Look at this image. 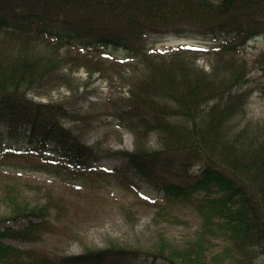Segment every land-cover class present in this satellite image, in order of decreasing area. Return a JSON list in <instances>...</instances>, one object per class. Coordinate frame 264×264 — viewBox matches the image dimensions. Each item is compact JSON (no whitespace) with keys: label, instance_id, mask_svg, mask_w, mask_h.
<instances>
[{"label":"trees","instance_id":"1","mask_svg":"<svg viewBox=\"0 0 264 264\" xmlns=\"http://www.w3.org/2000/svg\"><path fill=\"white\" fill-rule=\"evenodd\" d=\"M0 9V152L41 153L46 172L62 177L64 171V180L79 181L97 173L102 158L83 133L113 122L134 133L137 147L112 152L121 164L104 173L125 188L135 186L127 174L144 179L164 194V203L154 202L159 213L184 204L201 220L195 239L181 248L111 247L59 259L47 246L56 223L37 204L15 212L22 222L0 228V264H205L217 239L223 246L212 262L258 264L264 122L249 117L245 92L232 88L244 63L224 56L239 55L264 36V0H0ZM107 18L114 23H96ZM169 33L212 41L216 63L226 69L221 74L234 77L190 60V52L201 50H156V38ZM71 50L70 72L84 65L104 75L111 63L135 64L142 74L129 96H109L103 104L35 101L29 92L65 81ZM79 96L87 100L85 92ZM151 134L162 148H139Z\"/></svg>","mask_w":264,"mask_h":264},{"label":"rangeland","instance_id":"2","mask_svg":"<svg viewBox=\"0 0 264 264\" xmlns=\"http://www.w3.org/2000/svg\"><path fill=\"white\" fill-rule=\"evenodd\" d=\"M96 23L114 22L107 18L97 20ZM184 46L203 50L199 53L190 52V60H195L196 65L204 70L214 69L218 76L229 79L234 77L221 74L226 69L223 63L221 67L216 63L217 56L212 51L213 42L199 37L169 33L158 36L154 47L170 51L185 49ZM74 56L75 51L71 50L69 65L65 68V81L56 82L59 84L51 90L34 94L33 98L66 105H69L71 100H82L81 103H85V107L91 100L103 104L109 96H128L136 75L142 74L141 70H133L135 64L113 68L111 63L108 64L111 72L104 75L98 71L88 74L84 65L73 67L75 69L70 72L71 58ZM224 58H232L237 65L244 63L243 75L232 88L238 90V93L245 92L249 117L264 122V36L251 41L239 55ZM116 60L119 58L114 57L113 61ZM81 92H87V100L86 97L79 96ZM83 135L87 143L100 149L102 158L99 166L95 168L97 173H85L79 181L64 180L68 174L64 171L62 177L46 172L48 165L41 153L25 151L18 156L0 154V226L22 222L23 214L17 217V210L37 204L46 205L56 223L55 233L51 234L47 246L59 259L88 250L111 247L152 252L165 245L169 250L181 248L188 241L195 239L201 220L190 206L188 208L179 204L171 210H162L159 213L155 203L146 198L159 199L158 202L164 203L163 193L156 191L147 181L127 174L126 181L134 183L135 186L125 188L104 173L121 163L120 158L112 152L136 150L134 133L118 128L109 121L106 125L92 128ZM162 146L157 135L151 134L142 141L139 148L154 150ZM2 190H8L10 195L4 196ZM222 246L223 243L219 239L212 242L205 264H222L218 261L212 262V258L220 252ZM132 264H141V260ZM258 264H264V254L259 257Z\"/></svg>","mask_w":264,"mask_h":264}]
</instances>
